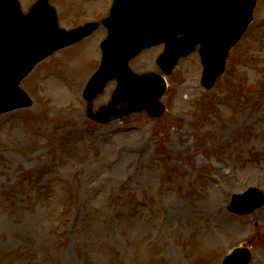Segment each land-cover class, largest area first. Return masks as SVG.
<instances>
[{
	"label": "rangeland",
	"instance_id": "374dc122",
	"mask_svg": "<svg viewBox=\"0 0 264 264\" xmlns=\"http://www.w3.org/2000/svg\"><path fill=\"white\" fill-rule=\"evenodd\" d=\"M48 3L61 28L98 22L21 80L30 107L0 114V264H220L238 246L264 264V0L210 90L194 50L165 75L161 116L127 111L97 124L116 80L91 100L82 91L111 0ZM162 49L129 68L158 72ZM251 186L262 203L231 212Z\"/></svg>",
	"mask_w": 264,
	"mask_h": 264
},
{
	"label": "water",
	"instance_id": "95a60500",
	"mask_svg": "<svg viewBox=\"0 0 264 264\" xmlns=\"http://www.w3.org/2000/svg\"><path fill=\"white\" fill-rule=\"evenodd\" d=\"M255 0H115L107 19L108 34L102 42L98 70L89 79L83 96L90 100L102 91L105 82L117 76L116 101L127 102V110L146 109L159 116V102L165 90L160 74H135L127 62L142 48L164 42L158 64L169 72L181 56L200 44L203 64L202 83L209 89L223 72L231 46L251 20ZM89 24L75 31L58 30L54 10L47 0H38L23 15L16 0H0V112L29 106L31 100L18 84L33 65L53 50L89 34ZM122 112L112 105L101 107L95 120L105 122ZM263 193L249 188L235 194L231 211L243 213L262 203ZM251 254L235 248L222 264H247Z\"/></svg>",
	"mask_w": 264,
	"mask_h": 264
},
{
	"label": "bare ground",
	"instance_id": "6f19581e",
	"mask_svg": "<svg viewBox=\"0 0 264 264\" xmlns=\"http://www.w3.org/2000/svg\"><path fill=\"white\" fill-rule=\"evenodd\" d=\"M166 216H167V214H166ZM169 216H170V218H171V216H172V211L169 212Z\"/></svg>",
	"mask_w": 264,
	"mask_h": 264
}]
</instances>
